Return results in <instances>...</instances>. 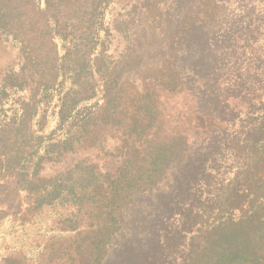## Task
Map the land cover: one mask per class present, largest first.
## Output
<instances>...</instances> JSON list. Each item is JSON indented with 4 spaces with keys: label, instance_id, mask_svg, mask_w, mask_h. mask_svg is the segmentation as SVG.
<instances>
[{
    "label": "trees",
    "instance_id": "obj_1",
    "mask_svg": "<svg viewBox=\"0 0 264 264\" xmlns=\"http://www.w3.org/2000/svg\"><path fill=\"white\" fill-rule=\"evenodd\" d=\"M0 40V225L51 221L38 264H264V0H0Z\"/></svg>",
    "mask_w": 264,
    "mask_h": 264
},
{
    "label": "rangeland",
    "instance_id": "obj_2",
    "mask_svg": "<svg viewBox=\"0 0 264 264\" xmlns=\"http://www.w3.org/2000/svg\"><path fill=\"white\" fill-rule=\"evenodd\" d=\"M127 1L120 0V3ZM109 19L110 15L107 16V22ZM19 57L18 49L14 44L0 40V80L7 69L18 63ZM16 98L17 95L11 96L13 103L17 100ZM11 104L10 102L8 106ZM55 124L56 118L50 111L48 130L52 129ZM51 224L49 219L30 221L29 223H21L13 217L5 219L0 225V264H6L5 258L11 256L19 259L25 256L27 261L24 264H38L39 260L41 261L40 253L50 247L47 244L48 238L51 231L54 233Z\"/></svg>",
    "mask_w": 264,
    "mask_h": 264
}]
</instances>
